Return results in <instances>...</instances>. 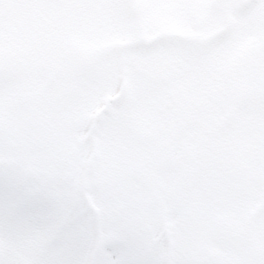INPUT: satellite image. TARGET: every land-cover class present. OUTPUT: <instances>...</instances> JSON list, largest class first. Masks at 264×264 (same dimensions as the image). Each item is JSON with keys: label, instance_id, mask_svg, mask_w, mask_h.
<instances>
[{"label": "rangeland", "instance_id": "1", "mask_svg": "<svg viewBox=\"0 0 264 264\" xmlns=\"http://www.w3.org/2000/svg\"><path fill=\"white\" fill-rule=\"evenodd\" d=\"M202 1L0 0V264H264V126L211 137L237 85L175 108L196 54L200 94L264 54V9Z\"/></svg>", "mask_w": 264, "mask_h": 264}, {"label": "flooded vegetation", "instance_id": "2", "mask_svg": "<svg viewBox=\"0 0 264 264\" xmlns=\"http://www.w3.org/2000/svg\"><path fill=\"white\" fill-rule=\"evenodd\" d=\"M209 1L206 2V5L208 4ZM212 4L218 6V9L221 11L225 12L226 14L229 11V7L225 3H221L220 0H212Z\"/></svg>", "mask_w": 264, "mask_h": 264}]
</instances>
